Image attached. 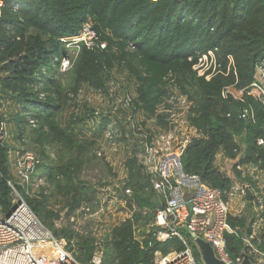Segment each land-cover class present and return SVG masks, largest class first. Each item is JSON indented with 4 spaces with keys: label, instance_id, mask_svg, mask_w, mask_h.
Segmentation results:
<instances>
[{
    "label": "trees",
    "instance_id": "16d2710c",
    "mask_svg": "<svg viewBox=\"0 0 264 264\" xmlns=\"http://www.w3.org/2000/svg\"><path fill=\"white\" fill-rule=\"evenodd\" d=\"M1 1L0 131L3 123L13 122L17 138L30 139L36 145L34 152L42 160L39 171L52 192L48 195L45 186L40 197L28 198V203L54 235L67 240L81 263L92 260L98 249L95 239L69 224L57 228L55 222L60 221L63 211L71 217L94 192L81 180V173L97 143L82 139L81 131L64 126L60 117L84 86L107 92L115 70L126 72L137 84L131 101L136 112L167 118L165 113L158 114V109L170 94L168 84L192 104L188 120L199 136L183 152L186 175L198 176L211 188L230 190L233 179L215 164L219 154L237 160L233 167L236 180L255 185L250 175L242 178L239 166H251L264 174V144H259L264 141V103L249 94L256 67L264 60V0ZM86 25L96 35L94 44L78 43L70 68L62 72L61 63L70 55L69 43L62 39L80 36ZM216 49L219 66H210L206 75L212 77L207 80L193 67ZM240 92L243 94L235 95ZM5 104L15 105V114L9 111L11 105L1 111ZM244 110L250 112L248 118H242ZM95 133L100 137L103 131ZM51 147L65 160L44 164ZM9 151V143L0 146L3 215L12 210L6 182L12 177ZM125 167L122 194L125 196L127 188L132 190L128 206L133 217L115 226L107 242L101 244L104 264H154L157 253L182 252L185 245L179 237L162 243L153 236L157 229L151 225L164 199L154 190L152 177L132 154ZM51 196L61 199L59 210L49 205ZM248 203L252 208L249 216L230 218L239 235L226 234L228 253L235 260L244 252L254 264H261L243 240L252 234L257 221L253 201ZM261 216L263 222L252 244L264 254V210ZM142 226L151 232L146 231L139 240L137 230ZM182 236L201 261L191 235L183 231Z\"/></svg>",
    "mask_w": 264,
    "mask_h": 264
},
{
    "label": "built area",
    "instance_id": "2783aa9c",
    "mask_svg": "<svg viewBox=\"0 0 264 264\" xmlns=\"http://www.w3.org/2000/svg\"><path fill=\"white\" fill-rule=\"evenodd\" d=\"M2 6L3 2L0 0V10ZM94 39H96L94 31L90 25H86L80 36L62 40L77 44L84 41L88 46H92ZM216 51L217 49L203 55L199 63L193 67L200 76H206L207 80L212 77L211 74L206 75L210 66H219ZM70 66L69 59H64L61 63L64 71ZM201 69L204 70L199 73ZM249 94L264 103V60L256 67L255 80L249 88ZM249 115L250 112L244 110L242 118H248ZM192 133L195 136L185 137L181 141H178L173 131L161 132L156 136L142 133L144 139L140 136V157L138 155L136 157L152 177L154 190L164 199L163 207L157 210L154 223L151 225L157 229L153 236L162 243L176 236L185 245L182 252H172L167 256L157 253L154 264H200L192 246L182 236L183 231L211 244L217 258L223 262L242 263L244 252L235 260L230 257L226 234L239 235V228H233L230 224L232 217L230 203L236 198L246 199L248 189L252 192L254 210L258 216L256 223H259V228L257 230L255 223L252 234L243 240L245 245L259 257V262L263 263L264 254L253 246L252 240L257 238L263 222L260 214L264 210V203L261 200L264 199V191H262L264 185L258 182L260 187L257 188L248 183L244 185L234 183L230 190L223 191L205 185L198 176L186 175L183 170L182 155L193 138L199 136L197 131ZM0 135V146L8 143L7 123H3ZM107 141L113 143L112 145L116 144L115 131L109 135ZM174 141L177 143L173 151ZM259 144H264V141L260 140ZM99 150L98 156L105 157V147L102 149L99 147ZM8 158L12 177L6 182L11 190L12 210L8 217L0 212V264H83L69 249L67 240L54 235L28 203V198L39 196L34 193L35 188L42 187L40 183L42 178L39 174L41 158L35 152L11 146ZM240 168L239 166L238 169L241 170ZM2 177L0 172V179ZM131 195L132 190L125 189V196ZM147 232H151L150 228ZM100 246L102 247L101 244ZM89 264H104V248L98 247Z\"/></svg>",
    "mask_w": 264,
    "mask_h": 264
},
{
    "label": "rangeland",
    "instance_id": "374dc122",
    "mask_svg": "<svg viewBox=\"0 0 264 264\" xmlns=\"http://www.w3.org/2000/svg\"><path fill=\"white\" fill-rule=\"evenodd\" d=\"M67 47L70 51L68 59L71 61V58L77 55L78 46L77 43H69ZM203 70L201 69L199 73ZM61 71H64L63 67H61ZM168 87L170 94L166 99V103L158 109V114L165 113L168 115L163 120L157 117H148L143 112L134 111L131 101L135 97L137 84L124 71H114L107 92H97L89 86H84L78 97L70 103L69 108L60 117V122L66 127L73 126L76 131H81L82 139H95L97 143L96 147L93 148L94 152L92 151V159L81 173V180L94 192H90L89 201L71 217H69L67 211L61 212L62 218L60 221L55 222L57 228L69 224L77 232L93 237L95 244L99 248H103L100 244L104 245L107 242L113 228L133 217V212L128 206L129 197L122 194V189L124 179L127 176L126 158L131 154L140 157L139 146L141 145V137H144L142 133L156 136L161 132L173 131L178 141L185 137L195 136L192 133L195 130L188 120L192 104L188 103L187 99L180 95L175 87L170 84H168ZM235 95L239 96L240 93ZM9 105L12 106L9 111L15 114L17 107L13 104H5L3 111L5 112ZM167 105H170V109H167ZM30 123L34 125L35 122L30 118ZM7 130L8 143L12 148L18 147L37 153L36 145L33 144L32 140L17 138L15 123H7ZM95 131H103V133L99 137ZM113 131L116 134L117 146L107 141ZM25 137L28 138L27 135ZM176 143L177 141L173 142V151L176 149ZM99 147L100 149L105 147V157H99L95 154L100 151ZM48 155L49 159L43 160L44 164L57 165L65 160L57 148H49ZM236 162L237 160H227L222 154H219L215 164L222 173L231 177L234 183L247 184V182L236 180L233 170ZM240 169L243 179L250 175L255 181L254 186L259 188L258 182L264 185V176L258 170H254L251 166L241 167ZM39 174L42 178L40 182L42 187H36L34 193L40 195L42 190L45 189L49 195L52 190L45 182V177H42L41 171H39ZM44 183L45 185H43ZM262 191L264 190L262 189ZM261 200L264 203V199ZM59 201L61 199L51 196L49 205L55 210H59L62 205ZM230 206L232 217L244 218L249 216L252 211L248 201L243 198L232 200ZM253 208H255L254 204ZM256 224L258 230L259 223ZM146 231L145 226L138 228L137 237L139 240H143ZM199 263L203 264L202 260ZM260 263L262 264L261 261Z\"/></svg>",
    "mask_w": 264,
    "mask_h": 264
},
{
    "label": "water",
    "instance_id": "95a60500",
    "mask_svg": "<svg viewBox=\"0 0 264 264\" xmlns=\"http://www.w3.org/2000/svg\"><path fill=\"white\" fill-rule=\"evenodd\" d=\"M246 200L248 202L252 201V192L249 189L247 190ZM9 214H7V217L9 216ZM191 236L194 240L195 245L198 248L203 264H227L222 260H220L219 258H217L214 248L211 246V244H209L208 242L204 241L199 237H196L195 235H191ZM240 264H254V263L252 262L250 255L243 253V261Z\"/></svg>",
    "mask_w": 264,
    "mask_h": 264
},
{
    "label": "crops",
    "instance_id": "0c3cea01",
    "mask_svg": "<svg viewBox=\"0 0 264 264\" xmlns=\"http://www.w3.org/2000/svg\"><path fill=\"white\" fill-rule=\"evenodd\" d=\"M254 170H256L255 168H254ZM257 171V170H256ZM261 173V172H260ZM262 175L264 176V174L262 173Z\"/></svg>",
    "mask_w": 264,
    "mask_h": 264
}]
</instances>
